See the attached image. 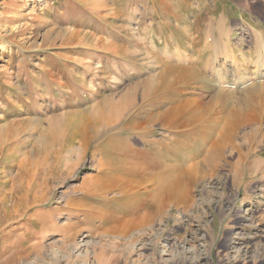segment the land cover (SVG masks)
Returning <instances> with one entry per match:
<instances>
[{"label": "rangeland", "instance_id": "rangeland-1", "mask_svg": "<svg viewBox=\"0 0 264 264\" xmlns=\"http://www.w3.org/2000/svg\"><path fill=\"white\" fill-rule=\"evenodd\" d=\"M259 64L264 0H0V264H264ZM210 103L237 148L191 174L216 137L170 127ZM120 157L177 163L157 217Z\"/></svg>", "mask_w": 264, "mask_h": 264}, {"label": "bare ground", "instance_id": "bare-ground-1", "mask_svg": "<svg viewBox=\"0 0 264 264\" xmlns=\"http://www.w3.org/2000/svg\"><path fill=\"white\" fill-rule=\"evenodd\" d=\"M187 70L189 73V77H191L192 79L195 76L197 79L196 80L197 82H200V81L203 82L204 81V79L198 74V72L195 69L190 68ZM257 71H258V73L256 75V78L257 79H264V72H263L264 71V64H259L257 67ZM210 76H212V75L210 74ZM253 79H255V78H251V77L247 78V79L243 78V79L239 80V82H237L238 86L246 85L249 82H251ZM224 82H226V81H224ZM234 86H237V85H234ZM160 87L157 86V88H158L157 92L163 91V85H161ZM252 88H255V86H252ZM157 101H158V98H157ZM214 104L210 103L206 106L200 105L196 110V114L190 115L189 117L186 118V120H183V121L177 120L170 127V128L176 129V130L173 129V131H171L172 133L179 132L180 131L179 129H181V128H183V129L191 128L190 129L191 132H193V131L202 132L203 131L205 133L204 136H206V133H207L208 135H210V137L206 136L203 138V141L201 143L202 148H204V146L206 147V145L212 141L211 136L215 135V137H216V140L214 141L212 149L209 150V152H205L204 160L201 163H195L190 167L191 171L189 173H191V174L199 172L202 169L203 164H205V163L208 164L210 162L214 163L213 162L214 160L215 161L219 160L221 158L223 152L226 150V147L228 145L233 144V140H234L233 135L235 134L236 131L235 130L232 131V127H231V130L227 131L226 133H223L224 130H222V129H224L226 127L223 125L222 129L219 128V124H221V123L218 122L216 132H215V133H217V132L218 133L217 134L214 133L215 123H217L213 119L212 114H211V113H213V110L215 107ZM242 105H244V104H240V103L238 104L237 107H240V108H237V110H235V112H234L235 115L242 112V108H241ZM227 123L230 124L228 121H227ZM235 125L238 128V125L237 124H235ZM128 130H130V129H128ZM231 147L234 149L237 148V146H235V145H232ZM198 154H200V151H199V149L196 148L193 150V156L192 157L191 156L188 158L186 157L181 162L186 163V164L189 163L190 161L192 162L194 159H196L198 157ZM130 162H131L130 158L120 157L118 162L113 163L111 167L105 166L103 169V171H105L107 169L105 179H109L110 182H113L114 185L117 188H120L124 193H127V190L129 187L130 188L132 187L131 184L133 186L137 187V186L143 185V183H147V182L151 183L153 185V188L151 190H149L148 194L145 195V197L148 201L153 200L155 202V206H156L157 210L155 211V213L153 212V217H157L159 215V211H158L160 208L159 203H160L162 197L164 196L165 191L169 187L173 188L175 186H179L180 177L175 176V173L177 170L176 167H178L177 163H175V162L171 163L172 161L170 159L165 158L164 160L159 161L156 168L152 166L154 169L144 168L141 171V169L137 167L136 163H134V166H133V165H131ZM103 171H102V173H103ZM125 218H127V216H125L124 219ZM130 221H132V220H130ZM124 227L128 229V226H124Z\"/></svg>", "mask_w": 264, "mask_h": 264}, {"label": "crops", "instance_id": "crops-1", "mask_svg": "<svg viewBox=\"0 0 264 264\" xmlns=\"http://www.w3.org/2000/svg\"><path fill=\"white\" fill-rule=\"evenodd\" d=\"M126 204V203H125ZM128 211L126 210V211H124L123 213H127ZM122 213V214H123ZM128 213H131V212H128ZM133 213V212H132ZM118 218L120 217V216H117ZM140 219V216L138 217V219H134L133 218V220H132V222H137L138 220ZM105 221H110V223L109 224H106L104 221H103V223L104 224H106L105 226H107V228H110L109 230H111L112 229V231H114V233H115V235L116 236H119V234H122V235H127L131 230H132V226H131V228H126L124 231H120L119 229V225H118V223L119 222H117L118 220L115 218V217H109V219H107V220H105ZM114 224V225H113ZM116 224V225H115ZM140 226V225H139ZM123 232V233H122ZM119 233V234H118ZM120 237V236H119Z\"/></svg>", "mask_w": 264, "mask_h": 264}]
</instances>
